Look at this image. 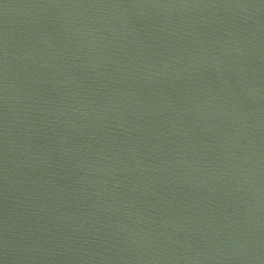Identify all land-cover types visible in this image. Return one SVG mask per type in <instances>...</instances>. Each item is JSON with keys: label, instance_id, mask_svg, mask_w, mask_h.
<instances>
[{"label": "water", "instance_id": "1", "mask_svg": "<svg viewBox=\"0 0 264 264\" xmlns=\"http://www.w3.org/2000/svg\"><path fill=\"white\" fill-rule=\"evenodd\" d=\"M0 264H264V0H0Z\"/></svg>", "mask_w": 264, "mask_h": 264}]
</instances>
